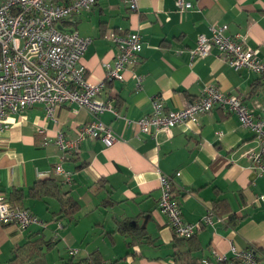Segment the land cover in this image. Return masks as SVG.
Segmentation results:
<instances>
[{
  "label": "crops",
  "instance_id": "0c3cea01",
  "mask_svg": "<svg viewBox=\"0 0 264 264\" xmlns=\"http://www.w3.org/2000/svg\"><path fill=\"white\" fill-rule=\"evenodd\" d=\"M188 1L193 8L179 12L178 0H138L136 11L124 0H97L90 12L61 23L64 31L92 38L81 63L93 83L104 80L105 64L117 55L112 33H139L144 48L139 63L125 71V80L109 82L102 91L101 99L119 115L110 111L100 115L119 137L110 147L101 138L87 139L75 154L58 146L59 134L74 140L77 130L93 119L76 103L61 106L53 117L43 104L8 115L9 127L0 132V192L10 201L12 193L21 190L25 198L19 202L49 222L46 229L34 225L25 230L0 223V264H10L15 246L33 234L48 239L50 233L53 239L59 223L60 237L66 239L57 264L89 259L195 264L218 254L231 258L232 242L264 259V200L254 202L255 196L264 195V176L252 169L247 156L258 149V142L236 114L215 107L196 123L179 124L156 138L122 118L137 121L151 114L156 96L167 110H179L196 100L209 83L242 97L250 111L262 116L263 76L247 69L236 71L216 49L197 59L191 58V50L201 34H211V26L228 25V35H246L249 46L264 58V0ZM133 74L144 77L141 89ZM60 163L73 172L71 184L56 174ZM159 171L174 178V196L186 222H201L216 202L223 215L216 214L227 218L215 228L202 226L194 236L193 252L175 237L158 208ZM50 178L62 182L63 191L79 203L81 210L73 219L52 215L60 210L56 200L26 197L36 182ZM229 213L237 217L229 218ZM68 247L79 253L70 257Z\"/></svg>",
  "mask_w": 264,
  "mask_h": 264
},
{
  "label": "built area",
  "instance_id": "2783aa9c",
  "mask_svg": "<svg viewBox=\"0 0 264 264\" xmlns=\"http://www.w3.org/2000/svg\"><path fill=\"white\" fill-rule=\"evenodd\" d=\"M0 0V132L9 127L7 117L36 104H43L50 117L67 103H76L86 108L93 119L77 130V138L67 139L59 134L56 143L67 152L75 154L87 139H102L106 146L115 144L119 137L105 124L100 115L106 111L116 114L114 106L101 99L107 83L124 81L125 71L139 63L144 41L139 33L127 35L111 34L118 52L112 63L105 64L104 80L93 83L87 78L82 65L83 56L92 43V38L82 37L77 31H64L63 21H73L77 15L90 12L97 0ZM133 11L138 9V0H124ZM179 12L193 8L192 2L178 0ZM228 25H213L210 35L201 34L197 46L191 50V58H205L214 49L236 70L247 69L264 77V58L260 50L249 46L247 36L241 33L228 35ZM137 88L141 89L144 77L133 74ZM215 107L238 116L241 126L254 132L258 149L247 153L252 169L264 176V109L256 116L244 104L243 98L228 94L209 83L201 95L179 110H167L164 100L156 96L152 100V112L137 121L122 117L130 125L135 123L144 134L156 138L161 131L187 122L196 123ZM117 115V114H116ZM119 115H117V118ZM56 174L67 184L73 181V172L63 163L55 168ZM177 173L176 176H180ZM161 195L159 210L168 218L175 237L189 239L203 227L215 228L227 220L210 210L197 224L186 222L179 203L174 196V178L159 171ZM264 200V195L255 196L254 202ZM0 223L16 225L22 230L30 226H44L29 209L11 203L5 193L0 192ZM59 228L62 225L59 224ZM70 249L69 255L78 254ZM232 257L218 254L214 259L203 258L201 264H264L250 249H239L230 244ZM100 264H119L118 261H103Z\"/></svg>",
  "mask_w": 264,
  "mask_h": 264
},
{
  "label": "trees",
  "instance_id": "16d2710c",
  "mask_svg": "<svg viewBox=\"0 0 264 264\" xmlns=\"http://www.w3.org/2000/svg\"><path fill=\"white\" fill-rule=\"evenodd\" d=\"M26 197L30 199L56 200L60 204V210L56 213H52V215L59 216L58 220H60V216L61 218L73 219L75 215L78 214L81 210L79 203L76 200H74L69 195L68 192L63 191V184L57 179L50 178L44 181L42 180V181L36 182L31 187ZM24 198H25V194H23L21 190H15V193H12L11 195L12 200L10 201L11 203H14V204L17 203V204L22 205L19 201L23 200ZM218 209H221V208L218 202H216L215 206L213 207L214 212L217 214L219 213V215H223L218 211ZM228 217L234 218V217H237V215L234 213H229ZM43 222L45 225L42 226V228L46 229L48 225L47 221H43ZM59 224H61L63 228V224L62 223H59ZM62 228H59V227L57 228L55 232V237L53 239H46L44 234H41V236H35L33 234L22 245H16L13 250V257L10 260V264H48L46 260L47 253L53 249L54 239L59 237V231ZM194 236L189 239H183V238H177V239L182 240L186 242L189 246H191L189 251L193 252L195 250L193 247V244L195 242ZM70 249L72 248L68 247V254H69ZM96 254L97 252L93 253V255H96ZM74 256H70V257H74ZM182 256L188 257L189 255L182 254ZM183 257L180 258L181 261H184ZM101 262L103 261H100L98 259H89V260L81 262L80 264H100ZM195 264H201V262L195 261Z\"/></svg>",
  "mask_w": 264,
  "mask_h": 264
},
{
  "label": "rangeland",
  "instance_id": "374dc122",
  "mask_svg": "<svg viewBox=\"0 0 264 264\" xmlns=\"http://www.w3.org/2000/svg\"><path fill=\"white\" fill-rule=\"evenodd\" d=\"M43 221H46V220H43ZM47 222H49V220ZM49 236H50V233H47L46 237L48 239H49ZM54 237H55V235H54ZM65 239L66 238L64 236H62V235L60 237V234H59L58 238L54 239V240H57V241L55 242V245H54L53 249L47 253L46 260H47L48 264H57L58 263L60 253H63V250H64L63 242H65ZM72 249H77V248H72Z\"/></svg>",
  "mask_w": 264,
  "mask_h": 264
}]
</instances>
